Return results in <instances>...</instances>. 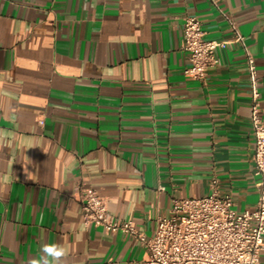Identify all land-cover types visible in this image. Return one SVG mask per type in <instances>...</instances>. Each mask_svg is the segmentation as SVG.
Masks as SVG:
<instances>
[{"label": "crops", "instance_id": "crops-1", "mask_svg": "<svg viewBox=\"0 0 264 264\" xmlns=\"http://www.w3.org/2000/svg\"><path fill=\"white\" fill-rule=\"evenodd\" d=\"M189 16L228 41L203 81L184 74ZM249 56L264 120V0H0V264L47 243L62 264L147 260L133 236L84 226L80 188L147 237L176 198L217 189L254 210Z\"/></svg>", "mask_w": 264, "mask_h": 264}, {"label": "built area", "instance_id": "built-area-1", "mask_svg": "<svg viewBox=\"0 0 264 264\" xmlns=\"http://www.w3.org/2000/svg\"><path fill=\"white\" fill-rule=\"evenodd\" d=\"M215 1V0H214ZM236 41L244 42L236 22L228 19ZM183 49L188 54L184 74L203 81L209 69L220 64L219 47L228 41L207 40L203 22L197 17L184 21ZM252 74V125L255 134V173L260 192L252 211H238L231 195H220L217 189L200 197L176 198L168 216L156 218L151 237L140 233L133 221L115 217L106 198L94 188L79 189L84 226L101 227L109 234L126 233L140 240L148 250L141 264H264V120L260 116V92L256 84L255 59L249 56Z\"/></svg>", "mask_w": 264, "mask_h": 264}, {"label": "clouds", "instance_id": "clouds-1", "mask_svg": "<svg viewBox=\"0 0 264 264\" xmlns=\"http://www.w3.org/2000/svg\"><path fill=\"white\" fill-rule=\"evenodd\" d=\"M67 256L66 248L59 243L43 244L38 257L32 258L29 264H62Z\"/></svg>", "mask_w": 264, "mask_h": 264}]
</instances>
